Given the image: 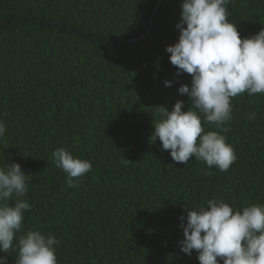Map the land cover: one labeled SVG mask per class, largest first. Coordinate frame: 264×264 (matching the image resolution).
<instances>
[{
  "label": "trees",
  "instance_id": "trees-1",
  "mask_svg": "<svg viewBox=\"0 0 264 264\" xmlns=\"http://www.w3.org/2000/svg\"><path fill=\"white\" fill-rule=\"evenodd\" d=\"M180 3L0 0V165L30 175L24 199L32 208L17 238L52 234L58 264H199L178 245L186 207L264 204V96L232 100L231 130L221 134L237 159L227 172L194 158L176 163L150 137L154 107L190 106L178 88L191 77L177 75L165 51L178 41ZM228 8L241 38L264 28V0ZM58 148L91 162L78 187L55 167ZM0 256L15 264L18 252Z\"/></svg>",
  "mask_w": 264,
  "mask_h": 264
},
{
  "label": "clouds",
  "instance_id": "clouds-1",
  "mask_svg": "<svg viewBox=\"0 0 264 264\" xmlns=\"http://www.w3.org/2000/svg\"><path fill=\"white\" fill-rule=\"evenodd\" d=\"M231 2L181 0L175 25L178 41L165 51L177 75L191 77L190 86L178 88L190 106L184 111V102L177 100L171 111L154 107L158 119L150 136L153 142L160 141L174 162L186 166L194 158L220 172H227L237 159L234 146L221 134L231 130L226 125L233 120V98L245 93L264 96V28L241 38L236 25L229 22ZM164 86L172 84L164 81ZM255 118V112L248 117ZM203 123L216 130L205 132ZM5 134L6 126L0 121V142ZM51 157L71 188L78 187L92 170L89 160L75 158L66 148L55 149ZM29 177L17 163L0 165V252L17 251L15 264H58L60 241L52 234L28 230L17 238L24 231L25 213L32 208L24 199ZM206 205L193 210L186 207V215L180 218L186 221L180 225V251L188 256L195 251L199 264H264V204L237 210L222 199H211ZM14 240L18 241L15 246ZM0 264H8L7 257L0 256Z\"/></svg>",
  "mask_w": 264,
  "mask_h": 264
}]
</instances>
